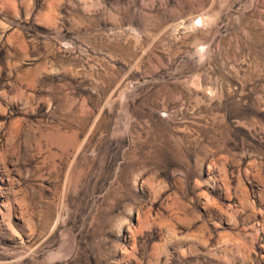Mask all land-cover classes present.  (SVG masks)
<instances>
[{
	"label": "rangeland",
	"instance_id": "1",
	"mask_svg": "<svg viewBox=\"0 0 264 264\" xmlns=\"http://www.w3.org/2000/svg\"><path fill=\"white\" fill-rule=\"evenodd\" d=\"M0 264H264V0H0Z\"/></svg>",
	"mask_w": 264,
	"mask_h": 264
}]
</instances>
